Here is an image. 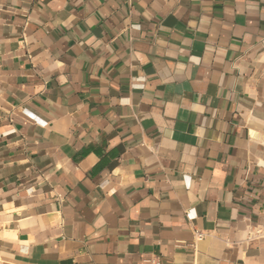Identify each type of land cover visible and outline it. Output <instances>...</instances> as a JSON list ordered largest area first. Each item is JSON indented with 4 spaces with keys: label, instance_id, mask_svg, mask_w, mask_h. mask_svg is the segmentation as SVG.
I'll return each mask as SVG.
<instances>
[{
    "label": "crops",
    "instance_id": "1",
    "mask_svg": "<svg viewBox=\"0 0 264 264\" xmlns=\"http://www.w3.org/2000/svg\"><path fill=\"white\" fill-rule=\"evenodd\" d=\"M151 260L264 264V0H0V264Z\"/></svg>",
    "mask_w": 264,
    "mask_h": 264
},
{
    "label": "built area",
    "instance_id": "2",
    "mask_svg": "<svg viewBox=\"0 0 264 264\" xmlns=\"http://www.w3.org/2000/svg\"><path fill=\"white\" fill-rule=\"evenodd\" d=\"M193 235H194V239L195 240L196 239L199 240V239H202L205 236V233L203 231L195 230ZM150 264H161V263L158 260H151Z\"/></svg>",
    "mask_w": 264,
    "mask_h": 264
}]
</instances>
